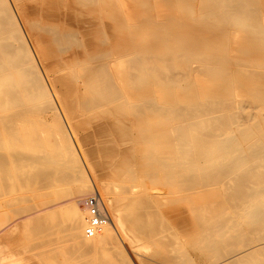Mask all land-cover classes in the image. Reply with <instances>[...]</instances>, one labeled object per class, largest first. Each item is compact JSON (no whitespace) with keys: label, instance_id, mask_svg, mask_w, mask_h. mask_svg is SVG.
I'll return each mask as SVG.
<instances>
[{"label":"bare ground","instance_id":"obj_1","mask_svg":"<svg viewBox=\"0 0 264 264\" xmlns=\"http://www.w3.org/2000/svg\"><path fill=\"white\" fill-rule=\"evenodd\" d=\"M90 121L99 122L101 135L116 136L119 143L110 154L122 155L125 172L139 166L147 182L184 183L187 189L225 183L224 190L212 191L213 198H203L198 205L206 221L202 224L228 235L229 230L248 228L262 237L241 252L231 249L219 264H264V0H0V167L6 172L12 166L22 170L32 159L42 165V175L59 168L75 171L74 181L72 174L62 172V177L70 175L66 183L73 182L69 197H51L45 191L50 201L27 207L32 210L23 217L34 223V244L29 246L47 259L56 255L61 260L66 249L71 258L80 253V264H99L103 262H96L99 256L92 250L112 237L125 242L119 207L114 217L103 197L112 192V185L91 180L74 145L68 147L76 158L71 162L59 155L57 146L45 152L40 133H31L40 124L66 128L65 137L71 140L74 130L84 129L81 122ZM92 139L86 134L82 140L87 144ZM90 154L95 155L96 148ZM15 172L18 180H26ZM44 176L40 191L61 180L49 175L46 181ZM4 181L3 189H9ZM96 186L110 221L90 237L86 199ZM212 201H221L222 207ZM225 202L231 203L227 211L233 208L235 215L223 209ZM9 224L0 229V244L9 242ZM209 236L201 238L214 240V234ZM225 238L227 242H219L228 245L231 238ZM207 246L206 253L211 249ZM118 257L122 263L123 257Z\"/></svg>","mask_w":264,"mask_h":264},{"label":"rangeland","instance_id":"obj_2","mask_svg":"<svg viewBox=\"0 0 264 264\" xmlns=\"http://www.w3.org/2000/svg\"><path fill=\"white\" fill-rule=\"evenodd\" d=\"M233 52L236 53L235 50H233ZM48 118L50 120V116H48L47 119ZM98 124H99L98 121H93V122L90 121V122H85V123L81 122V126H84V129L81 128L78 132L74 130V132L72 133V136L73 137L75 135L76 136L74 138L71 136V140H68V138L65 137L66 134H68V132H66V128H65V131H63V130H60V129L55 128V127H54V129H52L49 126L47 127V126H44V125L40 124L39 128H37V130L36 129L35 130L34 129L31 130V133H33V134H36L38 132L40 133V135H41L40 142H41L42 145H44L43 147H45V150H44L45 152H47L48 150L51 151L53 146H57L58 147L57 150L61 149V152L59 151L61 154H59V155L60 156L62 155V157L67 159V160H68V158H71V159H69V160H71V162H74L73 160H76L74 154H71L70 151H69L70 146L72 147L74 145L73 147L77 148L76 151L77 150L80 151V152L79 151L76 152V155H78L80 153L78 155L79 162L81 161V163L84 164V166L87 169V174L89 173V177L90 178L94 177L91 180L93 182H97V184L99 186H101L102 184H109L110 186L112 185L110 187L112 192L110 190L108 191L109 193L105 192L103 194V197H104L105 201L107 200L106 202H107V204H109V206L111 208L110 209L111 213H112V215L114 217L117 216L118 212H116L117 211L116 209L119 207L118 209L120 211L119 212L120 215H121L120 217H121V219H122V221L124 223V224L123 223L122 224H123V226L126 227V228L123 227V241H125L124 243L127 244V245H125L124 243L120 242L119 240H116L118 242L117 243L115 240H113V239H115L113 237L110 238L108 240L109 243L106 242L104 245H101L97 249L91 251V253L93 252L94 254L99 256V257H97V260H96L97 263H99V261H101L103 263H99V264H123V262L125 263V259L127 258L126 261L129 260V262H127V264H134V263L135 264H165V263H167V264H184V263L188 264L187 263L188 261H191V263L189 262L190 264H192L193 262H194V264H198V263L199 264H212V263H215V262H216L215 264H219L224 258L228 257L232 253L243 251L242 248H244V249L247 248L248 243H249L248 247H251L253 245L255 246V244H253V243H258L259 242L258 239H260V238H258V236L262 237V235H259V234H255L254 235V233H250L248 228L247 229L246 228H243V229L240 228V229L229 230V235H228L227 234L228 232H222L221 229L218 230V229L214 228V231L212 229L209 230V228L206 227L207 224H205V225L202 224V223H205L206 221L204 220V218H201V216H203V215L199 211L198 205L201 204V201L203 202L204 199L206 200V199H208L209 196H212V193L216 189L220 188V190L221 189L224 190L225 189V183H220L218 185L217 184L208 185V186H203V187H201V185H200L199 186L200 188L198 186H196V187H189L187 189V187L184 185V183H173V185H171L170 182H168V183L167 182H159V183L158 182H147V180L144 178L146 173H144V171L142 170V167L139 168V166L133 167L132 171H126L125 172V170H123L124 169V165L122 163V155L119 154V153H117L116 155H111L110 154L111 152H113V149L116 147L115 145H118V143H119L118 140L116 139V136L114 134L112 136V134L108 135L106 133L104 135H101V133L99 132L100 130L98 129ZM90 127L91 128L93 127V129H91ZM86 134H89L93 138L92 142L93 143L96 142V143L93 144L91 142V143L85 144L82 139H83V137ZM95 134H96V136H95ZM53 138H55V139H53ZM102 138H104V139H102ZM69 139H70V137H69ZM75 140H76V142H75ZM60 143H61V146L58 145ZM107 143H108V145L105 148L107 151H104L103 147ZM68 144H69V146H68ZM124 146L126 147V145H124ZM119 147L122 149L123 146L120 145ZM93 148H96V154L93 155V156H90L91 155L90 151ZM62 150L64 152H62ZM68 154H69V156H68ZM109 156H111V157H109ZM80 158H81V160H80ZM100 158H102V159L100 160ZM30 160H32V159L28 160L27 165L25 167L22 166L23 167L22 170H20L19 168L16 169V167L12 166L11 170H7V172H6V169H4V167H2V166L0 167V169L2 171V174L0 175V182H1L0 183V185H1L0 192L3 194V195L2 194L0 195V229L3 228V227H6L7 224H9V223H10L9 225L13 224V228H12L13 232H12L11 235H9V238H8L9 242L8 243H4L3 242V244H0V264H74V263L77 264V263H79L82 260V257L80 256V253L76 254L77 256L73 255L72 256L73 258H71L69 253H66V251L68 252V250L65 249L66 251L63 250V252H62L63 255H61L62 259L60 260L59 258H57L58 256H56V255L52 257L53 259L50 258V256H48V259H47L43 255L39 254L40 251L39 252L38 251L37 252L32 251V249L34 247L33 248H31V247L33 246L34 243L33 244H31V243L34 241L33 238L35 236V231H34V228H33L34 223H33L32 218H31V220L29 219V217L28 218L26 217L27 219L25 218V220L23 218L32 210V209L28 210V209L31 208V206H32V208L36 207V206L42 207L43 205H45L44 203H46L47 201H50L49 200V196L53 197L55 195L60 194L61 196L65 197V198L69 197V194H70L69 192H70V189H71L72 183H73V182L70 183V181L72 179H74L73 175L75 174V171H74V169H72V171L70 170L71 171L70 172L69 170H67V171L66 170H62V169L60 170V168H59V170L56 169L58 171L55 170V172H53V169H52V171L47 169L49 171H47V172L44 171L45 172L44 174L48 175V176H44V179H46V181L48 180V178L51 175L59 176V175L56 174V172L58 173L59 171L61 172L60 173L61 175L59 176L61 178V180L66 178L65 181L63 180L64 182L62 181L63 183H66L68 178H70V177H71L70 178L71 180L68 181V183H66L67 185L66 184L61 185L62 188H61V186H58V185H60L62 183L61 180H59L60 184L57 183L56 187L55 186L54 187H49V188H46V187L43 188L42 187V190L40 191L39 189L41 188V184H44L42 182L45 181V180L42 181L44 174L43 175L40 174V172L43 171V170L40 169L42 167V165L40 167L39 163L35 164L36 161H33V160L30 161ZM91 160H92V163H91ZM58 162H59V160H57L56 163L58 164ZM30 165H32V166H30ZM33 165L34 166L37 165L36 166L37 168L34 167ZM43 167H45V165ZM135 168H136V170H135ZM15 169L18 171V173L20 172L19 175L25 176L24 179L26 178V180H23L22 179L23 177L22 178L20 176L19 177H20V180L22 179L24 181V183L26 184L28 190L26 189L25 185L22 186L24 183H22V182H20V180H18V176H16L17 172H15L16 171ZM1 171H0V173H1ZM4 171H5V174H6V178L3 177L5 175ZM64 171L69 172L68 174H70V175L72 174V176L69 175L70 176L69 177L66 174V172H65L67 177L64 175L65 177L63 176L64 177L63 178L62 177V172L64 174ZM26 172H27V174H26ZM38 172H39V174H38ZM33 173H34V175H33ZM41 173H43V172H41ZM8 174L9 175L11 174V175L9 176ZM35 174H37V175H35ZM1 176L4 179L1 180V178H2ZM12 176H13V178H15V177L16 178L13 179ZM36 177H38V178H36ZM110 178H112L113 180H111ZM5 179L8 181V184L10 185L9 189L5 188L7 190L3 189L5 187V184L3 185V183L5 182L4 181ZM116 179H118V180H116ZM97 180H100V181H97ZM120 180H122V181H120ZM14 181L17 184L13 183ZM72 181H74V180H72ZM28 182H30V183H28ZM35 182L36 183L37 182H41V183H39L40 186L36 185ZM127 184H128V186H127ZM178 184L179 185L181 184V185L179 186ZM15 185L18 186V188ZM30 185L33 186L32 188L34 190L31 189L32 190L31 191L29 189ZM65 185L67 186V190L65 188ZM68 185L71 186V187H69ZM34 186H36V187H34ZM124 186H126V187L124 188ZM184 186L186 188H184ZM221 186H223V187L221 188ZM127 187H128V191L127 190H123V189H126ZM53 188L56 190V192H55V190H53ZM57 188H59V189H57ZM95 188H98V187L96 186ZM60 189H62V191H60ZM93 189H94V187H93ZM143 189H145V190H143ZM182 189H185V190H182ZM209 189H211V190H209ZM212 189H214V190H212ZM15 190H16V194L14 195V193H15L14 191ZM36 190H37L38 193L37 192L35 193ZM57 190H59V192ZM131 190L134 191V192L132 193ZM45 191L47 193H49L48 197H47V194H46ZM6 192H8V193L6 194ZM33 192H34V195H33ZM50 193H52V195ZM150 194H152V195H150ZM168 196H170V197H168ZM166 197L168 198V200L171 201L170 204L167 203V200H165V199H167ZM180 197L182 199H180ZM16 198H17V201H16ZM118 198H119L120 201L118 200ZM191 198L193 199V201H192ZM212 198H213V196H212ZM127 199H128V201H127ZM183 199H185V200H183ZM220 199L223 200L222 198H219L218 200H220ZM7 200H10L9 201L10 203ZM109 200H110V202H109ZM147 201H148V203H147ZM145 202L147 204H145ZM19 203H20V205H19ZM195 203H196V205H195ZM212 203L215 204V205H216V203H217V205L219 204V206L216 205L218 208L222 207V205L220 204L221 201L220 202L212 201ZM32 204H34V205H32ZM135 204H137V205H135ZM224 204H226V205H223V209H225L227 211V209H229V207L231 206L230 205L231 203L229 204L228 202H225ZM117 205H119V206H117ZM29 206H30V208H27ZM145 206H148V207H145ZM125 208L127 209V211H125L126 210ZM22 209H24V210H22ZM113 210H116V211H113ZM135 211L137 212L136 214H135ZM114 212L116 213V215H115ZM131 212H133V214H131ZM227 212H229V214L226 213L228 215H231V214L235 215L236 214L235 210L233 208H231L230 211L228 210ZM19 213H20V217L18 216ZM21 213H22V215H21ZM153 213H155V214H153ZM63 215H65V214H63ZM129 216H130V218H129ZM21 217H22V219H21ZM151 219L154 220V221H152ZM141 221H144L145 223L141 222ZM158 221H159V223H158ZM29 222H31V223H29ZM139 223L140 224L143 223L144 226L143 227L141 226V228H139L140 227ZM148 223H150V224H148ZM162 224H164V225H162ZM134 225H136V226L134 227ZM138 225H139V227H138ZM17 226L19 227L18 229H17ZM198 226L200 227V229L201 228H203L204 230L207 229L206 232H209L210 236H212V234H214L215 237L214 236H213L214 238L211 237L214 240H209L208 239V241H205V240H207L209 234H207L205 231L202 232L203 231L202 229H201L202 233H200V229L198 228ZM145 227L148 228V229H146ZM196 228H198L199 230L196 229ZM158 230H160V231H158ZM216 230H218L217 233H215ZM236 230H237V232H235V234H234V231H236ZM238 230H239V233H238ZM230 231L231 232L233 231V233H231ZM247 231H249V232H247ZM132 232H133V234H132ZM211 232H212V234H211ZM240 232L241 233L243 232V233L240 235ZM146 233H147V235H146ZM203 234H206L208 236H206V238H205V237H203ZM224 234H226L227 236H229L231 238V239H229L230 243L228 245H226L227 244L226 243L227 240H224V239L227 238V237L225 238L226 235H224ZM244 234H246V235H244ZM166 235H168V236H166ZM218 235L219 236L221 235V237H219ZM253 235H254L255 238H257V241L253 237ZM125 236H127V237H125ZM165 236L167 237V239H166ZM223 236H224V238H223ZM201 237L205 238V240L204 239L202 240ZM233 237L237 238V239L232 240ZM242 237H244V240L246 238L245 242H244ZM41 239H42V237L39 238V240H41ZM221 239H222V241L224 240L226 242H224V243L219 242ZM253 239H254V241H253ZM171 240H172L173 243L171 242ZM210 241H211L212 244H210ZM215 241H217L218 244H215L216 243ZM158 242L161 243V244H159ZM177 242H179L180 244L177 243ZM207 242H209V244ZM204 243L205 244L207 243V244L204 245ZM213 243L216 245V247H215V245H213ZM177 245H181V246H178L177 248L175 247L177 250H179L178 248H180L179 252H176V249L173 247V246H177ZM201 245H204V246H201ZM207 245H209V247L211 249H208L209 252L207 251V253H206L205 249L208 248ZM210 245L211 246L213 245V247H211ZM219 245L222 246V248ZM107 246L108 247L111 246V247L108 248ZM205 246H207V247H205ZM183 247H185V248H183ZM213 248H216V250H214ZM98 249H99L100 252L96 253L95 251H98ZM157 249H158V251H157ZM231 249L232 250L234 249L233 250L234 252H232L230 254V252L232 251ZM118 250H119V252L121 251V253H116V252H118ZM173 251H175L176 254H174L175 252L173 253ZM17 252L19 254L18 256L16 254ZM35 253H37V254H35ZM163 253H165L164 254L165 256L163 255ZM186 253H187V255H186ZM121 254H123V255H121ZM124 254H126L125 257H124ZM36 255L39 258H37ZM119 255L123 257L124 261L122 260L123 261L122 263L121 262L119 263V261H120V257H118ZM18 257H19V259H18ZM174 257H176V258H174ZM98 258H100V259H98ZM179 258H180V261H179ZM37 259H39V260H37ZM188 259H190V260H188ZM77 260H79V261H77ZM165 261H167V262H165ZM242 264H244V263H242Z\"/></svg>","mask_w":264,"mask_h":264},{"label":"built area","instance_id":"obj_3","mask_svg":"<svg viewBox=\"0 0 264 264\" xmlns=\"http://www.w3.org/2000/svg\"><path fill=\"white\" fill-rule=\"evenodd\" d=\"M86 206L88 210L86 235L91 237L110 221V216L104 208L105 204L98 188H94L88 196Z\"/></svg>","mask_w":264,"mask_h":264}]
</instances>
